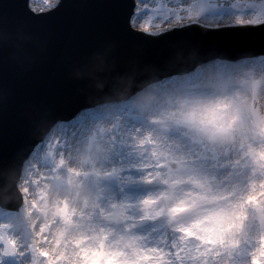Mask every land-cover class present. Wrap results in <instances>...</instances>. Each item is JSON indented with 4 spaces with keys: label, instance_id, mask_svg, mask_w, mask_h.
I'll use <instances>...</instances> for the list:
<instances>
[{
    "label": "bare ground",
    "instance_id": "1",
    "mask_svg": "<svg viewBox=\"0 0 264 264\" xmlns=\"http://www.w3.org/2000/svg\"><path fill=\"white\" fill-rule=\"evenodd\" d=\"M185 1L169 0L166 9L170 15L179 14L187 7ZM42 2L30 0V8L44 10L40 6ZM237 2V13L211 11L199 25L207 28L246 23L247 18L251 19L247 12L249 0ZM133 20L134 17L131 23ZM171 26L179 25L171 23L157 30L162 32ZM253 67V63L240 66L237 72L221 78L222 82L227 79L238 82L230 92L216 93L206 99L196 96L188 105L182 101L189 94L176 95L168 98L169 102L176 101L175 106L158 107L156 113L140 123L129 119L127 124L123 123L127 112L136 109L126 108L111 117L102 115L86 119L83 125L80 122L75 127L68 126L67 131H63L62 125L57 126L50 133L61 146V152L52 146L55 161L74 175L70 177L72 184L64 188L48 181L43 157L27 160L24 178L17 184L29 211L32 210L31 215L27 214L31 232L27 243L35 244L39 257L48 255L51 264H97L104 255L109 256L101 264H241L228 263L227 253L230 247L248 246L253 239V226L240 227L242 221L235 223L240 209L251 199L252 188L261 184L252 167L255 156L264 151V142L247 134L246 106L250 101L257 103L264 126V65ZM252 82L256 85L254 90ZM84 141L90 147H84ZM167 160L179 166L176 175L181 183L173 190V205L162 207L156 199L162 196L160 191L144 190L141 196L134 191L154 185L151 180L156 179L158 170H151L158 169ZM78 175L91 177L78 181ZM103 178H109L107 185H103ZM206 183L210 193L201 204L194 193L190 194L194 189L191 187ZM71 186L78 189L72 190ZM93 187L97 190L93 191ZM38 195L44 196L39 210L32 204ZM118 195L120 200L116 202L114 198ZM134 196L137 199L133 202ZM128 200H131L129 219L134 221L140 214L148 215L163 220V225L168 224L170 230L167 232L161 224L153 222L148 234L140 236L132 232L136 225L129 223L128 229L124 228L114 242L106 245L104 239L112 232L106 217L118 207L126 209ZM144 200L153 202L149 210L138 205ZM59 203L69 204V216L62 224L50 213V207ZM3 218L0 236L2 225L10 223L9 216ZM8 237L17 246L11 264H26L21 250L26 240L14 226L8 230ZM203 238L213 242L210 249L203 244Z\"/></svg>",
    "mask_w": 264,
    "mask_h": 264
},
{
    "label": "water",
    "instance_id": "2",
    "mask_svg": "<svg viewBox=\"0 0 264 264\" xmlns=\"http://www.w3.org/2000/svg\"><path fill=\"white\" fill-rule=\"evenodd\" d=\"M208 3L211 8L233 6L229 0ZM134 7V0H61L54 10L35 15L28 0H0L1 205L12 208L21 203L15 185L24 160L50 128L85 104L129 95L149 82L192 71L139 91L129 105L102 104L91 113L85 109L79 120L75 117L63 124L64 131L75 121L83 125L86 119L111 117L123 108H136L127 112L123 123L128 119L140 123L158 107L175 106L176 101L168 98L189 94L182 101L188 105L196 96L206 99L230 92L238 82H222L223 76L249 63L263 68V54L237 61L212 60L264 53V24L209 30L233 24L206 28L190 20L181 26L197 25L166 29L152 37L130 27ZM244 24L255 25L234 26Z\"/></svg>",
    "mask_w": 264,
    "mask_h": 264
},
{
    "label": "rangeland",
    "instance_id": "3",
    "mask_svg": "<svg viewBox=\"0 0 264 264\" xmlns=\"http://www.w3.org/2000/svg\"><path fill=\"white\" fill-rule=\"evenodd\" d=\"M230 1L234 3L232 7H217L215 9H210L207 0H186L184 2V5L187 7L185 8V10H183V12H180L183 15L181 16L179 15L180 13L170 15L168 10L166 9V6L170 5L169 0H136V9L133 15L134 20L131 25L132 27L143 31L144 33H157L159 31L157 29L163 28L164 26H168L171 23L173 25L181 26L183 22H187L190 20H193L194 22H199L203 19V17L208 14V12L211 11H229L231 13H237V0ZM53 2L54 0H43L42 4L39 5L42 8L47 9L52 6ZM247 4L249 5L248 8L250 9L247 12L251 16L249 17L251 19L247 18L246 22H252L253 24H257L258 21L264 19V12H262L264 11V0H249ZM158 23L160 25L156 27L155 24ZM255 87V83L252 82V90H254ZM246 107V112L248 114L249 120L247 125V134L253 135L255 138H258L264 142V126L261 121L262 118H260L259 116V107L257 106V103L250 101L248 106ZM123 109L126 110V108ZM113 114H117V112H114ZM95 117H98V115H96ZM79 123L80 122H74L72 125L68 126L75 127ZM94 143L95 141L93 142V144ZM83 144L84 147H90V143L86 141H84ZM53 145H55L58 151L61 152V146H59L58 142L55 141L54 136H50L44 141L42 146L38 148V152L36 153L35 157H33L34 155L31 156V159L35 160L37 157H43L46 162L45 178L48 181L51 180L54 184L61 185L65 188L66 186H70L72 184L70 177L74 175L69 174V172L66 171L67 169L65 166L56 163L55 152L52 149ZM249 157L250 155H248L247 158ZM253 162L254 165L252 167V171L254 173V171L256 170V173L259 176V178L257 179L260 180L261 184L260 186L255 184L254 188H252L250 193L251 199L245 202V205H243V207L240 209V215L235 223L238 224L242 221L240 227L244 225H250L251 228L253 226V239L252 241H250L248 246L239 245L234 248L230 247L228 253L225 251V253H227L229 256V259L227 260L228 263L238 262L241 264H264V151L262 155H256L253 159ZM161 164L162 165H159L158 169L156 167L155 170H151H158L155 174L157 176L155 180L157 181L151 180L152 182H154V185L146 187L145 189L141 188L140 191L134 192L141 196L142 194H144V190L150 192L160 191L162 196H157V201L161 202L160 205L162 207H169L173 205L174 202L173 199L175 192L173 190L178 186L179 183H181V179H179L176 175L180 171V168L175 161L171 160L164 161ZM233 165L236 166L235 164ZM170 169L172 170L170 171ZM24 175H26V172L24 173ZM90 177V175H78L77 179L78 181H84L86 179L89 180ZM23 178L24 177H21L20 180H22ZM254 178L256 177L254 176ZM102 181L103 185H107L109 178H103ZM191 188L194 189L192 190V192H190V194H195L196 201L201 204L205 203L207 200V195L210 193L209 184L206 183L202 186L195 185ZM70 189L74 190L78 188L76 186H71ZM96 190V187H93V191ZM43 197L44 196L42 195H38L37 198L32 201V204L35 206V209H40L41 200L43 199ZM27 198L31 200L34 197L31 196V198ZM136 199V196L131 198L133 202ZM114 200L118 202L120 200V196H115ZM131 200H128L126 202V209H124V207H118L109 216L106 217L107 226L112 231L110 237L104 239L106 245L110 244L111 242H114L116 237H118L124 231V228L128 229V227H126V224L129 223H134L136 225L135 229H132V232L134 231L137 235L140 236H145L146 234H148V230H151L153 227V222L155 224H161L162 229L164 228L167 232L170 230L171 227L168 224L163 225V220H159L157 218L155 219L154 217H150L148 215L140 214L134 221L129 219L127 213L129 211L128 207L131 204ZM138 205H140V207L145 210H149L152 207L153 202L151 200H144V202H138ZM16 209L18 214H14L13 210L11 212L0 210V220H3V217L6 215L9 216V220L7 222H10L8 225H2L1 228L2 235L0 236V264H11L14 262L13 252L17 246L15 245L14 241H12L10 237H8V230L12 226L18 229L20 236H22L23 239L26 240L24 242L23 247L21 248L26 264H51L48 255H46V258L44 256L43 258L39 257L36 253L35 244L31 241L30 243H27V240L31 237L29 224L30 220H28L27 214L31 215L32 210L29 211L26 202H24V198L20 207ZM50 213L55 219V221H58L61 224L65 223L67 221V217L69 216V204L59 203L55 207H50ZM154 230H156V228H154ZM126 231L127 233L130 232L129 230ZM202 242L209 249L213 246V242L211 240L206 241V239L203 238ZM159 244L160 240L157 239L155 241V245L158 246ZM108 256L109 255H104L102 259L99 258L97 264H101V260H105ZM193 261L197 263V260L194 259ZM155 264L160 263L158 262Z\"/></svg>",
    "mask_w": 264,
    "mask_h": 264
}]
</instances>
